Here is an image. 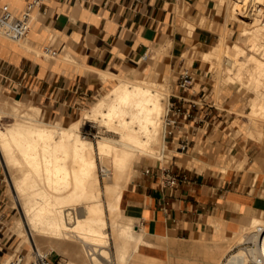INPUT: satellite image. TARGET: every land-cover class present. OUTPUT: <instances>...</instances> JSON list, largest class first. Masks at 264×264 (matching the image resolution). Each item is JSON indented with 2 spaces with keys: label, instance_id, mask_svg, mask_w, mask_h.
I'll list each match as a JSON object with an SVG mask.
<instances>
[{
  "label": "crops",
  "instance_id": "crops-1",
  "mask_svg": "<svg viewBox=\"0 0 264 264\" xmlns=\"http://www.w3.org/2000/svg\"><path fill=\"white\" fill-rule=\"evenodd\" d=\"M28 1L0 0V7L19 11ZM223 23L213 0H43L25 39L0 35V89L40 108L42 118L72 113L118 77L142 76L145 52L155 63L148 77H167L156 70L159 54L164 71L179 76L184 54L195 49L197 79L186 91L176 86L170 101L183 98L192 117L166 129L167 162L137 174L134 167L119 201V220L142 230L138 252L157 259L146 264H216L224 242L264 216V144L247 135L251 102L239 100L233 82L220 84L203 58ZM48 42L59 59L32 51ZM260 125L253 120L249 129ZM165 168L181 176L176 186L163 185ZM8 251L0 237V259Z\"/></svg>",
  "mask_w": 264,
  "mask_h": 264
},
{
  "label": "bare ground",
  "instance_id": "bare-ground-1",
  "mask_svg": "<svg viewBox=\"0 0 264 264\" xmlns=\"http://www.w3.org/2000/svg\"><path fill=\"white\" fill-rule=\"evenodd\" d=\"M261 3L264 0L228 2V10L233 16L240 18V13H245V18L249 17L246 23L250 26L241 29V35L250 48L248 52L236 49L235 59L239 61L235 68L228 69L231 72L226 79L251 84L255 93L250 103L252 115L259 114L264 119L261 117L264 116ZM253 6L255 8L250 12ZM257 45H263L260 52L263 58L252 51ZM225 49V45L224 48L219 44L210 46L203 52V58L214 64L215 57L223 54ZM147 61L142 76L118 77L116 83L81 114L64 123L41 119L40 108L19 100L11 99L17 106L8 102H5L8 105L0 104L2 112L18 118L7 131L0 128V150L12 171L15 198L25 219L24 224L22 220L14 223L13 231L22 234L26 232L24 225L30 228L38 253L44 255L51 249L68 259L65 264H106L111 253L108 245L112 241L111 255L119 264H146L157 260L138 252L140 244L146 242L142 230L119 220L120 197L131 180L135 162L144 156H153L154 147L163 140L162 118L166 111L167 87L160 74L153 77L159 80L157 85L150 83L148 74L154 62L153 58ZM85 121L99 122L106 128L95 146L79 134ZM261 123L256 132L264 141V121ZM97 159L102 165L105 163L103 181L99 177ZM77 205H80V212ZM261 216V213L254 216L250 224L244 226L250 229L239 233L241 239L238 237V242L246 240L256 224H264ZM34 253L30 249L26 257L33 258ZM12 256L9 254L6 260ZM244 261V258L236 257L231 263L243 264Z\"/></svg>",
  "mask_w": 264,
  "mask_h": 264
},
{
  "label": "rangeland",
  "instance_id": "rangeland-1",
  "mask_svg": "<svg viewBox=\"0 0 264 264\" xmlns=\"http://www.w3.org/2000/svg\"><path fill=\"white\" fill-rule=\"evenodd\" d=\"M228 2H229V0H213V5L216 9L217 15L221 16L224 19L223 26H220L221 28L216 31L217 35H216V39L214 40L213 43L217 42V44L221 45L223 48L225 45L226 49L224 50L223 54L221 53L218 57H215L216 62L214 64L211 63V68H209V70L211 73L216 74V79L218 80V82L220 84L229 82L225 78V76L227 77L229 75V72H231V69L235 68L238 61H239V60L235 59L234 54L236 53V49L237 50L240 49V50H243L244 52H248L249 48H250V46L248 47V45H246L245 37L241 35V29H243L244 27L250 26L248 23H246L247 19L244 16L245 13H243V14L240 13V15H241L240 18L238 16H237L238 17L237 18L236 15L233 16L232 13L230 12V10H228L229 9L228 8ZM227 24H229L228 27H227ZM189 27L191 29L193 28V26H191V25ZM212 27H214V26H212ZM212 30H213V28H212ZM258 42H259V40H258ZM257 46H255L252 49V51L257 52L256 54L254 52V54L255 55L259 54L257 56H260L261 58H263V56H261L262 54L260 53L261 51H263L262 50L263 45H257ZM32 51L38 55H43V56H45V58L50 59V57L42 54L39 51V49L38 50L32 49ZM194 52H195V49L193 48V49H191L190 52L184 54L185 63L183 65L182 69L188 68L189 70L193 71L191 68V62L193 59ZM162 53L163 54L167 53L166 48L162 50ZM150 55L151 54H148L147 56L142 57L140 59V61L137 64L138 70H141L142 67L148 63L147 59L149 58ZM221 55H223V56H221ZM55 59H59V57H57ZM219 59L221 60V63H220ZM227 66H229V67H227ZM224 67H226V68H224ZM229 68H231V69L228 70ZM156 70L160 73H166V75H167L166 78L161 80L163 82V84L167 87V92H168L167 102H166V111H165V114H166L169 103L171 101V94H173L175 92L174 89L176 88V81L178 78V73H175V72L169 73L167 71H164L163 65H162L161 59H160V54L157 58ZM193 77L195 79H197V73L193 72ZM149 78H151L150 83L152 85H157L159 83L158 79L156 80V78H152L151 76H149ZM113 85H114V81H109V83L107 84L108 88L112 87ZM231 85L234 86L235 90L237 91L238 98L240 101H246V102L249 101V103H250L252 101V99L255 97V93L253 92V90L251 88V84L241 82L240 84L234 83ZM103 93H104V89L101 88L98 93H96L93 97H91L85 103H83L78 109H75L72 113H70L68 115H62V116L61 115L60 116L59 115H52L47 111L45 117L42 118V116H40V118L44 119V120H49V121H51V120L56 121L58 123L65 122L68 118H74L75 119V117H77L79 114H81L84 111V109L88 108L89 105L94 100H96L98 97H100ZM11 99H14V98L10 95L5 94L0 89V104H4V105L9 104L11 106H17L15 103H14L15 105H13V102H12V101H15L16 99L15 100H11ZM5 102H8V104ZM247 105H248V103H247ZM25 106L26 105H23V107H25ZM32 106H34V105H32ZM249 107H250L249 112H246V117L249 121V125H250V122L253 121L252 120L253 118H256V119L259 118L258 121L263 122L264 119L260 118L259 114H256L255 116L252 115L253 108L251 107V104ZM42 109L44 111V108H42ZM0 112H1L0 113V128L4 131H7V129L10 127V125L18 118L16 116L10 114V113L2 112L1 110H0ZM165 114L162 118V120H163L162 121L163 137H164L165 131L167 129V128L165 129V126H164ZM261 117L264 118V116H262V115H261ZM56 118H59L61 120V122L56 120ZM249 125L247 127V129H248L247 135L249 137L258 139L260 141V143L264 144V141L261 140L262 135H259L260 133L258 134L256 132L255 126L251 127L252 129L250 130ZM104 129H106V128L103 126V124H101L99 122L85 121L84 124L82 125L80 131H79V134H81V136L84 139L91 141L92 144L95 146L97 139H100L101 136H103L102 132H104ZM256 136L257 137L259 136L260 138H256ZM154 149H156L155 152H154ZM154 149H153V154H152L153 156H151V155H148L147 157L144 156L143 157L144 159L135 163L134 167L136 169V174L141 169H144L148 165L157 164L159 162V160H163L164 163L167 162V160H166L167 158L165 156V154L167 153V147H166V145L163 146V140H162V143L160 141L158 146L154 147ZM97 160H99V159H97ZM97 163H98V172L100 175L99 177H100V180L103 181V179H104V177H103L104 172L103 171L105 170V167H104L105 163H104V165H102L100 160L97 161ZM10 175L12 176V171L9 168L8 160H6V157H4V154H2V151L0 150V196H1L0 197V214H1L0 215V237L7 240L8 246H9V251L6 255H4L0 259V264H2L6 260V258L8 257L9 254H13V255H15L17 253L27 254L30 249H32L33 252H37V247H35V243L33 242L34 238L32 237V230L30 228H28L27 226L24 225L26 232H24L22 234H18L15 230L13 231V229L16 227L15 224H17V222H19L21 220L23 221V224H24L25 219H24L22 207L16 201V198H15L16 190L13 186V183H12L13 181H12V178ZM263 194H264V191H263ZM79 206L80 205H77L78 212H80ZM261 217L264 218L263 215ZM249 229L247 228V229H245V231H247V230L249 231ZM236 235L233 236L234 240L231 239V240H227L226 242H224L222 254L225 251L229 250L231 248V246H233L235 243H237L241 239L240 238L241 235L239 233H237ZM108 250L113 254V252H112L113 251L112 241L108 245ZM46 251H47L48 257L51 260L57 261V262H59V264H63V263L65 264L68 262L67 258L65 259L64 257L59 256L55 251H53L51 249H48ZM111 253H110V258H108L106 260V264H119L117 261L115 262V258L113 255H111ZM66 260H67V262H66ZM216 264H220V262L217 261Z\"/></svg>",
  "mask_w": 264,
  "mask_h": 264
},
{
  "label": "built area",
  "instance_id": "built-area-1",
  "mask_svg": "<svg viewBox=\"0 0 264 264\" xmlns=\"http://www.w3.org/2000/svg\"><path fill=\"white\" fill-rule=\"evenodd\" d=\"M43 0H30L25 6L19 10L9 9L8 7H0V35L12 41L20 42L28 34L34 19V10ZM139 2L141 0H134ZM260 19L264 25V3L259 4ZM255 8L253 6L250 12ZM247 20L249 17L246 18ZM39 51L55 59L58 57V51L52 48L48 42L39 48ZM145 52L142 57L147 56ZM193 76L188 68L180 71L176 81V86L180 91H186L193 84ZM180 102H170L165 114V129H176L182 120L192 117V111L185 106L183 98L174 96ZM186 142L182 144V147ZM149 172V169H146ZM163 185L176 186L181 181V176L169 168H165L162 172ZM244 258L243 264H264V224H256L250 231L249 237L241 242L235 243L220 261V264L231 263L233 258ZM2 264H59V262L51 260L48 254L34 253L33 258H27L26 254L17 253ZM232 264V263H231Z\"/></svg>",
  "mask_w": 264,
  "mask_h": 264
}]
</instances>
